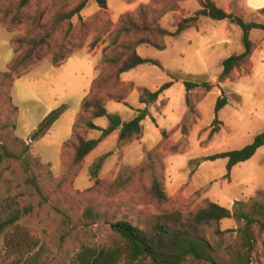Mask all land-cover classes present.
Wrapping results in <instances>:
<instances>
[{"label": "rangeland", "instance_id": "1", "mask_svg": "<svg viewBox=\"0 0 264 264\" xmlns=\"http://www.w3.org/2000/svg\"><path fill=\"white\" fill-rule=\"evenodd\" d=\"M18 0H0V222L18 214L13 226L0 233V264H75L82 246L100 247L115 237L114 224L126 220L142 226L151 216L175 209L188 213L215 202L231 208L235 200L249 202L264 194V144L248 160L226 173V159L205 156L239 149L264 131V31L252 29L251 55L243 68L221 78V61L243 51L241 29L226 21L201 16L195 27L176 37L165 36L160 49L138 44L136 52L158 61L145 63L119 75L108 61L133 41L132 34L115 38L120 17L128 13L166 30L199 8L196 0H107L100 8L87 0L79 15L63 21L38 57L9 77L10 64L21 53L16 40L32 35L34 16L38 25L80 0H30L17 21L11 14ZM227 12L246 21L264 24V0H213ZM66 50L58 66L53 52ZM105 79L98 88L91 83ZM183 80L208 81L211 88L188 92L193 111L187 112ZM171 81L156 101L144 104L141 90H157ZM227 103L215 114L216 99ZM85 98L100 99L107 114L127 121L146 108L141 132L118 142V130L100 141L82 161H72L75 135L97 138L99 130L85 127L91 120L106 128L107 116L92 118L82 111ZM62 107L58 118L37 140L31 134L52 110ZM214 116L219 123L213 125ZM217 130L209 134L211 128ZM183 128H185L183 130ZM28 146V149H25ZM109 152L96 176L99 157ZM150 156V159H149ZM148 157V160H147ZM146 161V163H145ZM160 177L164 202L149 195L152 170ZM86 207L99 213L85 218ZM233 218L207 228L210 239L232 242L236 232L221 237L220 230L235 229ZM259 247V246H258ZM252 264H264L260 247Z\"/></svg>", "mask_w": 264, "mask_h": 264}, {"label": "trees", "instance_id": "2", "mask_svg": "<svg viewBox=\"0 0 264 264\" xmlns=\"http://www.w3.org/2000/svg\"><path fill=\"white\" fill-rule=\"evenodd\" d=\"M87 0H80L75 6L67 11L58 12L48 23L38 25L41 12L37 13L31 21V26L36 27L32 35H27L16 40L15 50H21L16 55L9 67L10 73L38 57L39 50L46 46L53 33L63 21H67L71 27L70 19L79 15ZM199 8L187 16L181 17L174 25L173 30H166L158 25L147 22L144 13L139 12L137 19L125 13L119 19L115 38L119 35H134L133 41L123 43L122 50L110 56L108 61L113 65L114 71L109 75L114 81L119 75L141 64L150 63L159 66L157 60L140 56L135 47L138 44H149L162 48L163 44L158 41L165 36L176 37L190 27H195L201 16L212 20H226L241 29L243 51L232 54L221 61L220 77H227L232 71L243 68L252 51V42L249 33L252 29L264 31V24L255 21H246L240 15L227 12L216 5L213 0H196ZM30 0H18L11 14L12 21H17L22 15V9L29 4ZM100 8H106L107 0H94ZM264 12V7L260 10ZM66 50L57 49L53 52L51 63L58 66L67 57ZM105 79L94 80L90 89L98 88ZM171 85V81L165 82L155 91L143 88L139 94V102L148 104L157 100L159 94ZM185 104L187 112L193 111L194 106L188 96V92L196 87L204 91L211 88L208 81L183 80ZM227 99L224 95L219 96L214 105L216 114L225 104ZM62 107L50 111L38 124L31 134V140L40 138L58 118ZM82 111H89L91 117L99 118L107 116L109 124L101 128L91 120L85 121V127L91 130H99L97 138L85 139L75 135L76 143L73 145L72 161L78 163L92 151L97 144L115 130H118V142H127L133 136L141 132V121L147 115V109L137 111L131 119L122 121L116 114H107L104 102L100 99L85 98L81 104ZM219 121L214 116L212 124ZM185 128H183L184 130ZM217 130L213 126L209 134ZM264 144V131L255 135L253 140L239 149L214 153L204 157V160L226 159L225 169L228 173L236 164L248 160L256 150ZM28 146H25L26 150ZM109 152L101 155L95 163L93 175L96 176L103 160ZM150 159V156H149ZM148 160V157H147ZM146 163V161H145ZM150 176L149 195L156 201L164 202L166 195L162 187L161 179L154 169ZM257 199L249 202L235 200L230 209L215 202H207L188 213L179 210H163L150 217L142 226L134 225L126 220L116 221L114 231L116 237L106 245L100 247L82 246L74 256L75 264H252L254 256L260 247L264 253V194L256 193ZM83 216L96 219L99 213L86 207ZM233 218L238 222L235 229L220 230L215 228V234L222 236L227 232L235 231L232 242L225 244L221 239L212 240L207 235V228L212 224H218L222 219ZM18 219V214L0 222V233L8 226H13ZM259 246V247H258Z\"/></svg>", "mask_w": 264, "mask_h": 264}]
</instances>
